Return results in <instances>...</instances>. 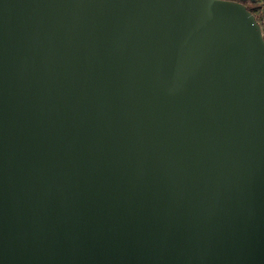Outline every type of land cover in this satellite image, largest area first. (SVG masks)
<instances>
[{"label":"water","instance_id":"95a60500","mask_svg":"<svg viewBox=\"0 0 264 264\" xmlns=\"http://www.w3.org/2000/svg\"><path fill=\"white\" fill-rule=\"evenodd\" d=\"M0 264H264L243 2L0 0Z\"/></svg>","mask_w":264,"mask_h":264},{"label":"built area","instance_id":"2783aa9c","mask_svg":"<svg viewBox=\"0 0 264 264\" xmlns=\"http://www.w3.org/2000/svg\"><path fill=\"white\" fill-rule=\"evenodd\" d=\"M254 15L257 23L264 31V0L249 1L246 5Z\"/></svg>","mask_w":264,"mask_h":264},{"label":"trees","instance_id":"16d2710c","mask_svg":"<svg viewBox=\"0 0 264 264\" xmlns=\"http://www.w3.org/2000/svg\"><path fill=\"white\" fill-rule=\"evenodd\" d=\"M233 1H238V2H241V3L243 2L245 4L246 1L249 2L250 0H242V1L241 0H233ZM247 9H249V8L247 7ZM249 10H251V9H249Z\"/></svg>","mask_w":264,"mask_h":264},{"label":"flooded vegetation","instance_id":"af4514ba","mask_svg":"<svg viewBox=\"0 0 264 264\" xmlns=\"http://www.w3.org/2000/svg\"><path fill=\"white\" fill-rule=\"evenodd\" d=\"M247 4H248V1L245 2V5H247Z\"/></svg>","mask_w":264,"mask_h":264}]
</instances>
